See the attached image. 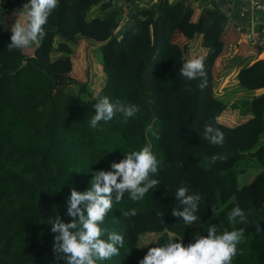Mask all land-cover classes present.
I'll return each instance as SVG.
<instances>
[{
    "label": "trees",
    "instance_id": "16d2710c",
    "mask_svg": "<svg viewBox=\"0 0 264 264\" xmlns=\"http://www.w3.org/2000/svg\"><path fill=\"white\" fill-rule=\"evenodd\" d=\"M27 2L9 0L5 8L11 13L0 23V264H66L54 252L59 233L51 228L57 216L71 222L72 190L86 191L94 173L112 170V163L145 146L159 162L158 173L150 176L159 184L141 200L125 193L113 202L100 225L107 230L101 239L115 232L124 245L119 255L96 264H139L150 247L187 246L213 225L218 235L245 230L231 264H264V231L255 227L264 229V144L259 145L264 92L255 94L264 89V59L257 60L260 48L244 42L230 21L233 0L202 9L185 0H158L142 8L135 0H59L44 26L45 39L36 48L10 52L8 27ZM126 11L129 20L121 26ZM198 36L207 50L202 56L207 87L202 90L200 79L182 77L180 69L190 58L176 43L179 37L190 42ZM82 40L100 44L106 75L98 92L88 80L73 77L72 56ZM232 44L235 53L227 55ZM237 55L232 63L238 68L236 87L251 95L227 102L215 95L223 69L215 74L221 61L227 65ZM241 58L251 60L239 65ZM70 85L79 87L77 95L66 92ZM105 96L139 111L127 122L117 113L92 128L94 105ZM228 110H239L243 121L226 125L221 118ZM209 122L223 132L222 146L203 139ZM213 156L227 159L212 163ZM248 171L256 176L241 187L240 177ZM182 185L201 196L199 218L190 226L171 214L181 207L175 193ZM237 205L247 216L246 225L228 220ZM132 209L135 216L125 215ZM146 234L158 237L141 248Z\"/></svg>",
    "mask_w": 264,
    "mask_h": 264
},
{
    "label": "clouds",
    "instance_id": "9594fccd",
    "mask_svg": "<svg viewBox=\"0 0 264 264\" xmlns=\"http://www.w3.org/2000/svg\"><path fill=\"white\" fill-rule=\"evenodd\" d=\"M153 1L141 4L150 5ZM215 1L217 0L192 6L211 8ZM232 4L236 8L237 0H233ZM58 6L59 0H28L22 10L14 13L18 15V19L11 27L8 50L23 51L32 44L42 42L46 37L44 26ZM123 25L121 22V26ZM121 26L116 33L120 32ZM121 38L119 36V39ZM180 73L187 81L200 79L198 87L201 90L207 87L204 57L187 60L183 63ZM94 108L95 114L90 122L92 128H97L101 121H111L117 113L122 114L124 122H127L139 111L138 106L134 104H124L120 101L113 103L106 96L100 98ZM203 139L212 145L222 146L224 134L209 122L204 125ZM218 159L226 160L227 157L213 156L211 162L215 163ZM158 163L151 147L145 146L128 153L119 163H112V170L94 173L91 187L86 191L77 192L73 189L67 209L68 216L72 217L71 222L64 223L57 216L52 223L51 231L59 233L53 245L57 258H62L66 264H96L97 260H108L119 255V250L124 245V237L110 232L107 240L101 239L107 230L100 225L112 210L113 202L119 203L125 193H128L133 201H138L143 199L150 189L157 187L159 181L151 179L150 176L158 173ZM175 198L181 207L174 208L171 214L182 219L186 225H192L199 218L196 213L201 200L200 194H189V188L182 185L176 190ZM213 212L215 213V209ZM136 214L135 209L125 213L131 216ZM161 215L162 213H157L159 218ZM228 220L245 225L248 223L244 210L238 205L228 213ZM255 227L257 232L264 231L259 224ZM244 231V228H240L218 235L217 228L213 225L208 228L206 236L195 237V242L187 246L182 242H169L165 246L150 247L139 264H231L237 255V245L242 241Z\"/></svg>",
    "mask_w": 264,
    "mask_h": 264
},
{
    "label": "rangeland",
    "instance_id": "374dc122",
    "mask_svg": "<svg viewBox=\"0 0 264 264\" xmlns=\"http://www.w3.org/2000/svg\"><path fill=\"white\" fill-rule=\"evenodd\" d=\"M8 1L9 0H0V23H4L5 21H7V16L11 13V11H8L5 8ZM114 1H116V0H114ZM145 2L147 3V2H151V1L150 0H135L134 5L137 7L141 3H145ZM20 10H22V8ZM94 11H96V10H94ZM98 11L96 12L95 15H97L99 13ZM127 11H126L127 16L122 21V23H124V24L129 20V12H127ZM12 18H13V16H12ZM12 18H10L9 21H12ZM8 29H11V27H8ZM176 43H178L181 46V50L183 52L182 56H185V54L187 55V53H188V57L190 59L204 56L207 52V50L201 46L202 39L200 36L196 37V39H194L193 41H190V42H188V40H185V38H183V37H179L178 39H176ZM188 44H190L189 50L186 49V46ZM31 46H35V48H36L37 44H32ZM235 48H236L235 45L232 44L231 48H229L230 51L227 52V55L230 54L229 52H232L233 50H235ZM75 50H76V53L72 56L73 66L75 68V69L73 68L74 73L72 72L73 77H75V79L79 80L80 82H83V81L87 82V80H88L90 82L91 88L94 91L98 92L101 89V86L103 85V82L105 80V75H106V74H104L103 70L101 69L103 55H102L101 48L99 47V44H96V42H89L87 40H82L78 46H75ZM234 53L235 52L233 51L231 53V55H234ZM239 57H241V56H239V55L234 56V59L227 65L225 64L226 63L225 61H221L220 65H218V68L216 70L215 76L218 75V71H220V73H221V69H223V72L220 75V77L217 76V79L215 82V95L226 100L227 102H228V100L234 101L235 99L249 97L251 95V93H249L248 91H246L243 88L234 89V90L228 92V90L236 87V82H235L236 77H233L232 75L234 74V72H235L234 70H236L237 67H235L233 64L237 60V58H239ZM229 59H231V58H229ZM257 59H264V54L260 55V57ZM250 60L251 59H249V58H244V59L241 58L239 60V65L240 64L246 65ZM230 82L232 83L233 87L228 88V90H227L226 85L230 84ZM78 91H79V87L77 85H70L66 89V92L68 94H72V95H77ZM228 111H231V110H228ZM229 114L231 115V117L233 118V120L235 122H241L240 121L241 116L239 114H237V113H235V114L229 113ZM263 144H264V136L262 137V140H261L259 145H263ZM254 172L248 171L246 174H244L240 177L241 187L245 184L250 183L253 180L254 176H256V175H254ZM244 178L245 179L248 178V179L243 182ZM157 237L158 236L154 235V234L143 235L140 238V247L144 248V247L148 246L151 242H154V240Z\"/></svg>",
    "mask_w": 264,
    "mask_h": 264
},
{
    "label": "built area",
    "instance_id": "2783aa9c",
    "mask_svg": "<svg viewBox=\"0 0 264 264\" xmlns=\"http://www.w3.org/2000/svg\"><path fill=\"white\" fill-rule=\"evenodd\" d=\"M154 0L150 5L157 2ZM174 1V0H170ZM187 3L199 5L208 4L211 0H185ZM238 6L235 8L232 4L229 7L228 17L235 23L236 30L241 39L252 46L260 48V55L264 54V30L259 32L260 27H264V0H237ZM148 4H140V7ZM238 10V12H237ZM235 14L238 19L235 20ZM121 38V36H120Z\"/></svg>",
    "mask_w": 264,
    "mask_h": 264
},
{
    "label": "crops",
    "instance_id": "0c3cea01",
    "mask_svg": "<svg viewBox=\"0 0 264 264\" xmlns=\"http://www.w3.org/2000/svg\"><path fill=\"white\" fill-rule=\"evenodd\" d=\"M96 12L97 11H95L94 12V15L96 14ZM127 16V15H126ZM125 16V17H126ZM127 19V18H126ZM253 62H255V61H253L252 60V63ZM235 72H234V74L232 75L233 77H236L237 76V73H238V68L236 69V70H234ZM231 77V76H230ZM236 84H237V80H236ZM227 86V85H226ZM229 87L230 88H232L233 87V85H232V83L230 82V85H229ZM240 87L239 86H237V87H234V88H232V89H230V90H228V92L229 91H232V90H234V89H239ZM264 92V89H261V90H257L256 92H255V94H257V95H259V94H261V93H263ZM231 102H233V100L231 101ZM229 113H233V114H235V113H237V114H239L240 115V112H239V110H231V111H227L223 116H222V121L226 124V125H229V126H233L234 124H237V122H235L234 120H233V118L231 117V115L229 114ZM241 116V115H240ZM243 119V116H241V122L243 121L242 120Z\"/></svg>",
    "mask_w": 264,
    "mask_h": 264
},
{
    "label": "water",
    "instance_id": "95a60500",
    "mask_svg": "<svg viewBox=\"0 0 264 264\" xmlns=\"http://www.w3.org/2000/svg\"><path fill=\"white\" fill-rule=\"evenodd\" d=\"M122 4H123L122 2H119V6H122Z\"/></svg>",
    "mask_w": 264,
    "mask_h": 264
}]
</instances>
